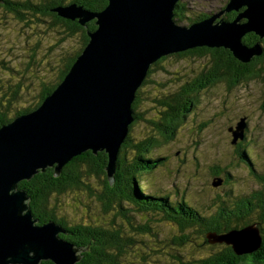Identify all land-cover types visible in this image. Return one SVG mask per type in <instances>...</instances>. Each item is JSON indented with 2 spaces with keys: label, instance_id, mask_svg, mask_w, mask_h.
Returning a JSON list of instances; mask_svg holds the SVG:
<instances>
[{
  "label": "water",
  "instance_id": "95a60500",
  "mask_svg": "<svg viewBox=\"0 0 264 264\" xmlns=\"http://www.w3.org/2000/svg\"><path fill=\"white\" fill-rule=\"evenodd\" d=\"M4 2V0H0ZM179 0H109L94 12L75 3L54 8L59 15L97 28L63 81L36 109L21 114L0 128V264H74L81 258L75 245L59 236L67 233L50 221L37 224L18 183L39 169L63 167L87 150H105L109 179L114 174L121 147L134 121L133 103L139 87L159 58L200 46L225 47L241 61L263 53L242 37L250 31L264 39V0H229L226 7L190 26L179 24L175 10ZM233 21L225 12L239 11ZM246 21H243V19ZM247 122L233 132V143L243 139ZM223 183L220 177L213 182ZM212 243H228L239 254L259 247L256 224L223 234H211Z\"/></svg>",
  "mask_w": 264,
  "mask_h": 264
},
{
  "label": "trees",
  "instance_id": "16d2710c",
  "mask_svg": "<svg viewBox=\"0 0 264 264\" xmlns=\"http://www.w3.org/2000/svg\"><path fill=\"white\" fill-rule=\"evenodd\" d=\"M65 3H75L98 12L108 5L109 0H67V2L66 0H4V2H0V7L11 13L16 21L21 22L27 29L35 24H43L53 30V33L60 34L63 40L76 35H79V40H81L80 51L71 57H63L62 68L57 79L50 83L42 81L38 84L40 91L33 98L32 104L26 107H18V102L22 100L20 90L24 88L22 86L23 79L18 80L15 84L10 82L7 90L0 87V90L3 91L0 94V128L17 116L28 113L43 103L44 99L63 81L78 55L89 43V32L97 28L95 19L86 22L84 25L79 22L78 18L73 20L59 15L54 8ZM177 5L174 18L180 23L186 17V5L180 1ZM245 8L227 12L226 19L233 21ZM206 16L203 14L192 17L191 22L203 20ZM243 21L246 19L244 18ZM242 41L249 47L260 44L263 53L253 56L249 61H241L235 57L230 49L225 47L200 46L165 55L151 65L149 74L158 68H162V62L169 57L211 55L208 65L202 68L197 75L183 82L178 90L163 96L158 101L156 100L159 102L160 110L158 119L145 117L140 109L144 99H151V97L145 96V92L141 91L142 86L154 81L147 76L138 89L137 97L132 106L134 121L130 125L128 136L121 147L114 181L109 179L108 153L105 150H100L97 153L87 150L73 157L63 167L59 176L55 174L54 167H49L39 171L31 179L22 180L18 183V188L25 191L29 197L27 203L37 223L44 224L54 221L62 225L67 231V233L60 232L59 236L73 243L80 250L78 254L81 258L74 264H132L131 257L135 256L136 253L139 254V252L146 254L143 256L146 263L150 259L152 264H161L159 260L163 255L161 246L156 245L158 248H154L149 244L145 249L136 247L137 240L129 232H124L123 223H115V216L119 215L127 220V228L136 234L151 233L155 236V232L149 225H138L130 220V215L134 217L135 214L141 212L148 215H161L162 219L170 220L178 225L182 235L170 241V248H173L172 245H186L190 241V234L186 233L189 229L201 234L204 237L203 243L209 244L212 248L207 254L200 255L189 253L182 255L176 249L174 254H170L174 261L178 262L177 264H264V225H262V223L264 224V174H258L252 166V174L261 180L262 188L246 195L231 197L227 201L224 199L216 215L210 217L203 216L186 200L171 202L168 194L166 196L144 195V188L140 183V177L144 173L154 171L158 165L165 162L164 157L148 156L163 143L175 138L178 128L193 110V107L196 106L199 92L220 81L225 82L228 89H232L244 81L263 77L264 39L250 31L242 37ZM35 56L32 57V62ZM2 64L5 68H9L5 61ZM155 84L160 85L158 82ZM153 108L155 107L153 106ZM153 108H151V112H153ZM262 109L264 110V105ZM141 123L149 125L152 134L134 142L133 130ZM245 141L238 139L236 143H233L232 140V143L235 145L240 158L251 165L245 151ZM129 148L134 151V155L130 159L128 157ZM214 173L218 175L222 173L227 182L230 180V173L228 172L225 173L219 169ZM93 179L98 180L100 184L94 186L91 183ZM84 192L89 197H95L105 213L112 211L113 218L109 222L97 223L94 219H90V222L79 223L56 217V207L53 203H57L60 197L65 195L76 193L77 196V194ZM231 201L234 203V208L228 209L226 205ZM127 202L131 203L135 213L126 206ZM87 207L91 208L90 205ZM254 217L257 220H253ZM250 224H256L261 235L259 247L251 252L239 254L231 244L212 243L206 237L208 232L223 234ZM41 264L57 263L50 259L43 260Z\"/></svg>",
  "mask_w": 264,
  "mask_h": 264
},
{
  "label": "rangeland",
  "instance_id": "374dc122",
  "mask_svg": "<svg viewBox=\"0 0 264 264\" xmlns=\"http://www.w3.org/2000/svg\"><path fill=\"white\" fill-rule=\"evenodd\" d=\"M179 1L186 5V17L179 24L190 26L193 24L192 17L207 12L211 14L219 12L226 7L229 0ZM226 13L222 18L226 19ZM200 21L202 20L197 22ZM53 32L43 24H35L27 29L21 22H17L11 13L0 7V87L5 90L10 82L15 84L23 79L24 88L20 90L22 100L18 102V107L32 104L33 98L40 91L38 84L42 81L50 83L56 80L62 68L63 57H71L81 49L79 35L63 40L60 34ZM34 55L36 56L32 62ZM209 59H211L210 54L190 55L183 58L169 57L162 62V68L148 73L147 76L154 80L153 83L140 86L145 96L151 97L148 100L144 99L140 107L144 116L158 119L160 110L157 101L178 90L183 82L197 75L208 65ZM4 61L8 63L9 68L3 66ZM156 82L160 85H156ZM2 93L3 91L0 90V94ZM195 105L178 128L175 138L163 143L149 154L148 157H164L166 160L154 171L144 173L140 177V183L144 188V195L168 194L171 202L186 200L203 216L210 217L216 215L224 199L227 201L231 197L246 195L262 188L261 180L252 174V170L264 174V110L262 109L264 75L262 78L244 81L232 89H228L223 81L217 82L199 92ZM242 119L248 124L244 141L246 140L245 151L251 165L240 158L232 143L233 134L229 131V127H236ZM133 133L134 142L152 134L146 123L135 127ZM133 155V149L129 148V159ZM219 169L230 173V180L215 186L213 182L220 176L224 177L222 173L219 175L214 173ZM91 183L94 186L100 184L95 179ZM53 204L56 207V217L71 222L87 223L90 219H94L97 223H106L113 218L112 211L105 213L97 199L89 197L86 192L77 196L76 193L65 195ZM88 205L91 206L90 209ZM126 206L134 212L130 202H127ZM226 207L234 208L233 201ZM252 219L257 220L255 217ZM130 220L138 225H149L155 236L151 233L136 234L127 228V220L124 217L115 216V223H123L124 232H129L137 240L136 247L145 249L149 244L154 248H158L156 245L161 246L160 249L163 250V255L159 258L161 264H177L178 262L174 261L170 254H174L176 249L182 255L207 254L212 250L209 244L203 243L204 237L201 234L190 229L186 232L190 234V241L186 245H172L173 248H170V241L181 236L182 232L176 223L162 219L161 215L141 212L134 217L130 215ZM211 234L217 233L208 232L207 239ZM145 255L136 253L131 257L132 264H152L150 259L147 260L148 263L143 260Z\"/></svg>",
  "mask_w": 264,
  "mask_h": 264
},
{
  "label": "flooded vegetation",
  "instance_id": "af4514ba",
  "mask_svg": "<svg viewBox=\"0 0 264 264\" xmlns=\"http://www.w3.org/2000/svg\"><path fill=\"white\" fill-rule=\"evenodd\" d=\"M66 2H67V0H66ZM68 4H72V3H65V4H61V5H57V6H65V5H68ZM213 12V11H212ZM209 15V12H207V13H205V15ZM247 127H248V124H247ZM246 131H247V129L245 130V135H244V137H243V140L245 139V137H246ZM223 179V182H227V179L225 178V177H223L222 178Z\"/></svg>",
  "mask_w": 264,
  "mask_h": 264
},
{
  "label": "bare ground",
  "instance_id": "6f19581e",
  "mask_svg": "<svg viewBox=\"0 0 264 264\" xmlns=\"http://www.w3.org/2000/svg\"><path fill=\"white\" fill-rule=\"evenodd\" d=\"M209 14H210V13H209ZM49 167H51V166H46L45 169H47V168H49ZM37 224H39V223H37ZM39 225H42V224H39Z\"/></svg>",
  "mask_w": 264,
  "mask_h": 264
},
{
  "label": "clouds",
  "instance_id": "9594fccd",
  "mask_svg": "<svg viewBox=\"0 0 264 264\" xmlns=\"http://www.w3.org/2000/svg\"><path fill=\"white\" fill-rule=\"evenodd\" d=\"M177 8H178V5H177ZM210 14H211V13H210ZM210 14H209V15H210ZM174 16H175V15H174ZM174 19H175V18H174ZM175 20H176V19H175ZM220 177H221V176H220ZM221 178H223V177H221Z\"/></svg>",
  "mask_w": 264,
  "mask_h": 264
}]
</instances>
